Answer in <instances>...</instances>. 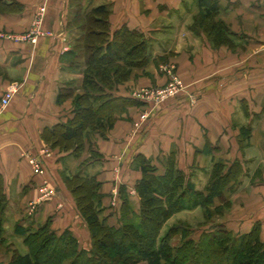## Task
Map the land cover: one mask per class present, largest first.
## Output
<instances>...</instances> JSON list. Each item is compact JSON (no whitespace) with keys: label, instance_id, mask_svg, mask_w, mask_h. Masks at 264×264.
Listing matches in <instances>:
<instances>
[{"label":"crops","instance_id":"0c3cea01","mask_svg":"<svg viewBox=\"0 0 264 264\" xmlns=\"http://www.w3.org/2000/svg\"><path fill=\"white\" fill-rule=\"evenodd\" d=\"M14 1L17 9H0V32L26 31L37 9L44 5V31L50 34L38 36L34 44L0 37V96L10 86L14 89L8 105L0 109V175L9 201L3 218L12 216L13 224L21 220L25 225L24 213L33 207L35 212L25 218L26 225L36 227L51 217L54 230L68 228L78 241L79 231L84 238L89 236L64 183V175L74 174L81 160L88 157V143L81 157L76 158L70 152L50 148L41 132L71 115L69 99L58 103L57 95L61 86L80 76L68 70L63 58L80 34L72 20L76 14L106 5L111 31L123 25L142 31L152 50L145 67L134 68L115 91L116 95L137 101L125 107L134 119L146 109V122H138V129L128 136L131 125L120 113L105 139L91 135L103 162L91 163L82 172L102 182V193H111L103 197L102 205L111 202L108 198L115 194L117 185L127 184L130 178L134 181L130 163L136 153L150 157L156 164L170 151L194 164L197 156L198 160L214 157L227 165L238 161L242 174L235 190L225 196L239 210L222 222L235 234L247 233L257 224L259 238L264 242V0H216V19L234 33L230 44L235 45V50L227 44L214 47L202 32L196 34L187 28L198 11L196 0ZM183 47L186 51L180 54ZM165 58L196 63L205 74L179 96L152 107L137 99L134 89L145 82L165 83L164 72L155 69ZM138 71H149L150 76H138ZM75 85L78 86L76 82ZM240 127L250 128L248 139L242 140ZM31 157L39 160V169L29 162ZM68 162L74 173L67 168ZM120 173L123 181H118ZM135 176L137 179L140 172ZM13 191L18 194L14 206L17 212L8 210ZM113 198L119 204L117 196ZM10 257L0 254V264H7Z\"/></svg>","mask_w":264,"mask_h":264},{"label":"trees","instance_id":"16d2710c","mask_svg":"<svg viewBox=\"0 0 264 264\" xmlns=\"http://www.w3.org/2000/svg\"><path fill=\"white\" fill-rule=\"evenodd\" d=\"M196 1L198 12L193 32L203 31L215 45H230V36L234 33L221 19H215L216 0ZM6 7L17 9V2L0 0V9ZM108 16V7L98 5L83 15L76 14L72 20L82 33L63 58L72 72H78L74 60H82L78 67L83 66V77L80 83L73 79L66 82L57 95L58 103L73 97L70 117L41 132L45 142L76 158L81 157L88 143V157L81 160L78 171L64 175V183L86 223L90 247L81 246L68 228L60 232L54 230L51 217L36 227L17 222L13 231L22 238L26 250L14 251L7 264H110L108 256L114 261L111 264H264V242L259 238L257 224L242 234L220 227L202 233L196 240L182 229V241L177 246L170 243L172 234L176 233L173 227L160 235L164 222L176 211L199 206L206 219H211L212 212L220 214L222 206L229 202L225 193L235 190L242 174L243 168L238 161L227 165L218 160L213 164L210 182L199 190L190 175L177 166L173 151L158 160V164L136 153L130 166L140 172L133 183L138 211L130 207L126 187L121 185L117 223H109L107 215H100L105 209L102 205L105 194L100 191L102 182L95 175L82 172L83 167L103 158L91 135L94 133L105 139L126 105L137 102L116 95L115 91L134 68L145 66L150 58L144 33L125 25L111 31ZM98 23L103 24L101 31L96 27ZM78 89L81 93L75 95ZM240 134L242 140L248 139L250 128L240 127ZM243 145L240 140V146ZM7 202L0 175V232ZM107 236L112 237L110 244Z\"/></svg>","mask_w":264,"mask_h":264},{"label":"rangeland","instance_id":"374dc122","mask_svg":"<svg viewBox=\"0 0 264 264\" xmlns=\"http://www.w3.org/2000/svg\"><path fill=\"white\" fill-rule=\"evenodd\" d=\"M39 8H43V10H44L42 19L38 23V21L35 18H33L30 25H29V28H33L35 26H38L40 29L45 30L46 28H44L43 25H44V19H45V15H46V9H45L46 7L44 5H42ZM197 12H196V14H197ZM196 14L193 16L192 20L190 21V23L187 27L190 31L194 30L193 29L195 26L194 25V17L196 16ZM215 19H216V17H215ZM96 27L98 28V31H101L102 28H104L102 23H98ZM79 30H80L79 35H81L82 29L79 28ZM2 32H9L11 34H21V33L12 32V31H2ZM201 32L208 38L206 33H204L203 31H201ZM144 35H145V33H144ZM145 37H147V36L145 35ZM30 43H32V42H30ZM147 43H148V50L151 52L152 46L150 44V41L148 40ZM220 44L226 45V44H222V43H220ZM220 44H218L217 47L220 46ZM211 45L214 47L216 46L212 42H211ZM226 46L230 49H233V50L236 49L234 44H230V45H226ZM154 48H155V46H154ZM239 48H242V47H239ZM184 51H186V48L183 47L180 54H182V52H184ZM80 62L82 63V60L81 61L80 60H74L76 68L78 69V72L80 73V76H78V78H77L78 82L81 81V79L83 77V74L81 72L83 70V66L78 67V65H81ZM179 62L180 61L175 60L174 58H171V59L165 58V61L159 63L158 67H157V65L155 66V69L161 70L164 72L163 77H165L167 79V81H168V78H172L174 80V83L169 84L167 81H165V83H163L161 85H152V84H146L147 82H145L144 84L138 86L137 89H134V88L133 89L136 91H140V92H150L152 94V97L160 103L168 102L172 98L179 96L187 88H191L193 85L197 84L198 83L197 81L200 80L199 77L203 76L205 74V70L200 69L199 68L200 65H198L196 63L189 64L185 61L180 62V63ZM143 67H145V66H143ZM142 74L148 75L149 71L148 72L138 71V73H137L138 76L139 75L141 76ZM149 76H150V74H149ZM188 76L189 77L193 76V78H194L193 81L186 80L185 77H188ZM126 80H128V79H126ZM79 83H78V86H79ZM166 83H168V84H166ZM121 84H123V82ZM12 90H13V88L10 86L8 91H12ZM79 93H81L80 89L74 91L75 95H77ZM12 97H13V95H12ZM68 99H69L70 108L72 109L73 108V97H70ZM1 108H3V107L0 105V109ZM121 113H123L125 115H120V116H122V118L125 119L127 122H129L131 125V127L127 133L128 136L132 135L131 133L135 132L136 128L138 129V126H137L138 122H142V121L146 122V119L145 120L143 119V117L146 113V109L139 111L137 113L138 116L136 119H134V117H132V115H130L129 109H125V111H123ZM48 145L52 149L57 148L58 151H61V149L58 146H54V145H51L49 143H48ZM198 157L199 156H197V158ZM175 158H176L177 166L179 168H181L185 173L190 175V179L194 183L195 188L199 189V190H203L206 187V185L210 182V174L213 171V164L218 161L214 157L211 160H208L209 158H206L205 160H203V159L198 160L196 158V161H195L196 164H194L191 162L190 159L186 160V158L184 159V157L180 158V156H178V157L175 156ZM100 162H103V159H100ZM114 167H119V166L117 163H114ZM67 168L70 171L72 170L70 163L68 164ZM89 170H91V167L89 168ZM135 170L136 169L132 168V173H131L134 181L136 179L135 175L136 174L139 175L138 171H137L138 173H134ZM71 172H73V171H71ZM116 172L118 173V169ZM120 175H122V174L121 173L119 174L120 180H118V181H123L121 179L122 176H120ZM134 181H131V178H130L128 183H130L129 185L131 186V188H129L130 186L128 185V183L124 184V187H126L125 193H126V196H128V199L130 201V207L133 208L135 211H138L139 203H138V198L136 197V193L133 189ZM120 186H121V184H119L115 187L116 188L115 194L113 193L111 195V198H108V199H111V202L109 200V202H107V204L105 206V209L101 210V213H100L101 216L107 215L108 216L107 221L109 223H113V224L117 223L118 217H119V204L117 202L115 203V200L113 197H114V195H116L117 199H118V197L120 195V193H119V187ZM131 189H133L132 191H134V193L131 192ZM81 191H83V189H81ZM11 194H12L11 197L13 199H11V201H10L11 204H10L8 210L12 209V211H14V209H15V211L17 212L18 209H16L14 206L16 204V200L18 199V194H16L14 191ZM110 194L111 193L108 192L105 195H107L109 197ZM233 203L234 202H231V200H230L228 203L224 204V206H222L223 210L220 214H215V212H212L211 219H206L204 210L199 206L192 208V209H183V210L176 211L170 217H168V219L164 222V224L160 230V235L164 234L169 228L173 227L176 230V233L172 234V238L170 240V243L172 246H177V245L181 244V241H182L181 233H180L182 231V229H185V231L187 232V234L189 236L193 237L194 239H198L202 233L210 232L211 230L216 231L220 227L226 228V223H224L222 221L226 220L227 218H229V216H232L235 212H237L239 210L238 209L239 207H236V204H233ZM114 206H116V207H114ZM34 212H35V209L31 213L29 212V209H28L27 212L24 213V215H25L24 219H23V215H22L23 212L21 213L20 217L23 219L22 221L24 222L25 225H26L25 220L28 217H31ZM29 215H31V216H29ZM2 217H3V215H2ZM3 219L4 220L2 221L1 232H0V239H2V241L0 242V254L4 258V257H8V256L10 257L14 251H19V252L25 251L26 245L23 243L22 238L20 236L14 234V231H13L14 226L13 225H15V224H13L14 220H12V216L9 218H7L5 216ZM11 221H12V223H11ZM15 223H17V221ZM19 223H21V220L19 221ZM38 224L39 223H37V225ZM78 233L80 236L79 244L81 246H84L87 248L90 247V235L88 234L89 236H87V238H84L81 231H79ZM107 237H108L107 240L110 244L112 242V237L111 236H107ZM107 260L110 264L114 263L112 257H110V256L107 257Z\"/></svg>","mask_w":264,"mask_h":264},{"label":"built area","instance_id":"2783aa9c","mask_svg":"<svg viewBox=\"0 0 264 264\" xmlns=\"http://www.w3.org/2000/svg\"><path fill=\"white\" fill-rule=\"evenodd\" d=\"M43 8H38L37 11L35 12L34 18L38 21V23L41 21L42 16H43ZM44 34H50V32L44 31L42 29H40L38 26H35L33 28H29L26 31L22 32L21 34H11L9 32H0V37L1 38H5V39H9V40H17V41H21V40H27L29 42H32L33 44L37 42L38 40V36L40 35H44ZM169 84L174 83V80L172 78H168L167 81ZM166 83V84H168ZM14 93V89L12 91H5L1 96H0V105L2 107H5L6 105H8V103L10 102V100L12 99V95ZM134 96L145 102L150 104L152 107L157 106L159 104H161L160 102H158L157 100H155L152 97V94L150 92H140V91H135L134 92ZM148 111H146L143 119L145 120L148 117ZM39 160L36 157H31L29 159V162L34 166L35 169H39ZM29 212H33L34 208L30 207L28 208Z\"/></svg>","mask_w":264,"mask_h":264}]
</instances>
